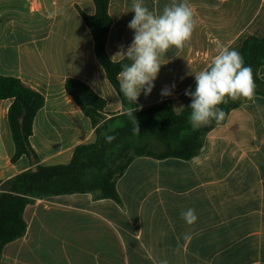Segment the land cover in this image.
I'll return each instance as SVG.
<instances>
[{"label": "crops", "instance_id": "0c3cea01", "mask_svg": "<svg viewBox=\"0 0 264 264\" xmlns=\"http://www.w3.org/2000/svg\"><path fill=\"white\" fill-rule=\"evenodd\" d=\"M203 1L192 8L191 39L162 54L166 64L152 92L141 91L140 108L171 100L181 113L189 99L185 90H195L196 72L223 47L239 50L247 37L263 35L264 21L254 15L253 3L246 4L240 21L237 6L224 14L223 0ZM132 3L110 0L107 53L113 61L125 58L115 55L133 40L127 26ZM143 3L160 13L159 0ZM95 12L93 0H0V74L19 78L45 97L31 138L39 159L24 156L12 163V138V150L0 151L2 183L39 164H69L77 146L95 141L90 118L65 89L69 78L106 100L107 118L123 113L84 20ZM165 87L171 95L161 96ZM11 103L0 101V118L8 121ZM117 190L120 202L90 193L35 198L24 212L26 234L5 247L1 263L264 264V97L232 110L191 160L135 158ZM189 208L197 216L191 225L181 218Z\"/></svg>", "mask_w": 264, "mask_h": 264}, {"label": "trees", "instance_id": "16d2710c", "mask_svg": "<svg viewBox=\"0 0 264 264\" xmlns=\"http://www.w3.org/2000/svg\"><path fill=\"white\" fill-rule=\"evenodd\" d=\"M93 1L96 12L92 16L84 15V20L94 39L96 57L122 100L123 113L107 118L106 100L93 88L77 79L66 81L67 93L95 127L96 139L93 143L77 146L69 164H39L4 183L0 181V264L5 247L26 234L24 212L35 198L90 193L97 199L120 202L117 182L135 158L148 156L160 160H191L200 153L206 135L225 122L232 110L256 96L264 97V80L260 77V70L264 67L263 33L260 37H247L237 50L242 54L245 66L253 70L255 95L252 99L241 97L220 104L218 107L226 113L220 123L213 120L207 125L192 127L189 123L190 97L181 113L175 111L171 100L146 108L130 103L120 92L118 73L123 64H130L131 61L127 57L113 61L107 53L108 36L113 24L109 13L110 0ZM3 100H12L8 111L15 145L12 163L24 156L38 160L31 138L35 118L45 105V97L19 78L0 74V101ZM135 107L137 110L133 116L136 120L127 114ZM136 124L139 133L134 131ZM108 137L112 139L109 141Z\"/></svg>", "mask_w": 264, "mask_h": 264}, {"label": "clouds", "instance_id": "9594fccd", "mask_svg": "<svg viewBox=\"0 0 264 264\" xmlns=\"http://www.w3.org/2000/svg\"><path fill=\"white\" fill-rule=\"evenodd\" d=\"M130 11L134 12V17L127 26L134 31L133 40L126 50L122 47L115 56L127 57L131 61L130 64L122 65L118 79L120 92L135 105L142 90L146 96L152 92L161 66L166 64L161 63L162 54L172 47L182 49L191 39L195 20L187 0L179 3L173 0L160 13L151 11L143 0H133ZM194 77L195 90H185V95L191 98L189 123L194 128L207 125L213 120L216 123L223 121L226 113L218 107L220 104L241 97L252 99L255 95L252 68L245 66L239 51L229 47H223L211 63L196 72ZM171 88H175V84ZM171 94L168 87L161 91V96ZM136 110L135 107L127 114L135 119L133 112ZM134 131L139 133L138 124ZM111 139L108 137L109 141ZM181 218L187 224H193L197 220L195 209L181 212Z\"/></svg>", "mask_w": 264, "mask_h": 264}, {"label": "rangeland", "instance_id": "374dc122", "mask_svg": "<svg viewBox=\"0 0 264 264\" xmlns=\"http://www.w3.org/2000/svg\"><path fill=\"white\" fill-rule=\"evenodd\" d=\"M175 2L179 3L181 2V0H175ZM171 3H173V0H159V10L160 12H162V9L165 5H170ZM187 3L189 4V6L191 7V9L193 7H198L201 3H204L203 0H187ZM254 5V15H258L259 16V21L262 23V21H264V0H223V13H226V10L228 11L230 8L233 7H238V12H239V19L241 21L242 17L245 15V11H246V6H250L249 4ZM247 4V5H246ZM263 17V18H262ZM0 128L2 129V131L4 132V138L3 140L0 139V151L2 154H5L7 151H11L12 150V136L10 134L9 131V124L7 119H2L0 118ZM157 149L160 151L161 147H157Z\"/></svg>", "mask_w": 264, "mask_h": 264}]
</instances>
